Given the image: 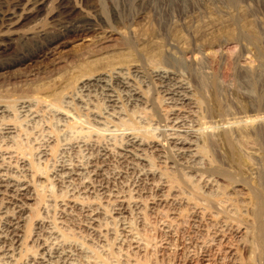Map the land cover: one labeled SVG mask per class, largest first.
Segmentation results:
<instances>
[{"label":"rangeland","instance_id":"1","mask_svg":"<svg viewBox=\"0 0 264 264\" xmlns=\"http://www.w3.org/2000/svg\"><path fill=\"white\" fill-rule=\"evenodd\" d=\"M28 1L0 0V264H264V0Z\"/></svg>","mask_w":264,"mask_h":264},{"label":"bare ground","instance_id":"2","mask_svg":"<svg viewBox=\"0 0 264 264\" xmlns=\"http://www.w3.org/2000/svg\"><path fill=\"white\" fill-rule=\"evenodd\" d=\"M40 1V3H42V1L41 0H37V2H39ZM66 1V0H65ZM28 2H30V0L28 1ZM32 3L34 2V1H31ZM30 2V3H31ZM37 2H36V4H37ZM61 3H63V1L61 2ZM26 4V3H25ZM64 4V3H63ZM30 5V4H29ZM16 6H17V4H16ZM29 7V6H28ZM62 7H64V6H62ZM66 7V6H65ZM27 8V7H26ZM30 8V7H29ZM34 8H36V6L35 5H33V7H32V9H31V12H30V10L29 11H27V12H30V13H33L34 11H36ZM2 9V8H1ZM9 9V8H8ZM28 9V8H27ZM38 9H40V8H38ZM14 10V9H13ZM12 10V11H13ZM23 10H26L25 8L23 9ZM32 10H34L33 12H32ZM9 11H11V10H9ZM16 11V10H15ZM8 12V11H7ZM21 12V11H20ZM23 12V11H22ZM26 12V11H25ZM2 13H4V12H2ZM7 14V13H6ZM14 14L16 15V13L14 12ZM14 14H7V15H4V17H2V19L3 20H8L7 22H9L10 20H12L13 18H15V17H12V16H14ZM87 18L88 19H90L91 17H89L88 15H87ZM87 19V20H88ZM91 21V20H90ZM10 23V22H9ZM8 23V24H9ZM10 26V25H9ZM9 30V29H8ZM11 32V31H10ZM3 34V33H2ZM7 35H9V34H3V35H0V46H3L4 44L2 43V41L5 39V38H7L8 36ZM254 37V36H253ZM55 39V38H54ZM54 39L52 40V42L54 41ZM6 40V39H5ZM55 41H56V39H55ZM51 41H49V43H50ZM51 44V43H50ZM3 48V47H2ZM18 60V59H17ZM123 60V59H122ZM92 61V60H91ZM14 62V61H13ZM15 62H16V60H15ZM19 62V61H18ZM105 62V61H104ZM1 65V64H0ZM119 65V64H118ZM89 66V65H88ZM128 66V65H127ZM159 67V66H158ZM90 68H91V66H90ZM89 67L88 68H85L87 71L89 70H91ZM120 68V67H119ZM83 69V71L85 72V74L87 73V71L86 70H84V68H82ZM81 69V70H82ZM80 70V71H81ZM79 71V72H80ZM82 71V72H83ZM82 72H81V74H82ZM92 73H93V71H92ZM99 75V74H98ZM88 76V75H87ZM92 76V75H91ZM86 77V76H85ZM89 78V77H88ZM91 78V77H90ZM89 80V79H88ZM91 81V80H90ZM61 95V94H60ZM162 98V97H161ZM3 100V99H2ZM60 100V99H59ZM26 101V100H25ZM110 101V100H109ZM67 102V101H66ZM59 103V102H58ZM0 104H1V102H0ZM200 104V103H199ZM1 105H3V104H1ZM9 105H10V103H9ZM170 109V108H169ZM70 110V109H69ZM1 112V111H0ZM83 112V111H82ZM16 114V113H15ZM70 114V113H69ZM20 117V116H19ZM2 120V119H1ZM77 120V119H76ZM124 124V123H123ZM134 127V126H133ZM90 128V127H89ZM135 128V127H134ZM116 129V128H115ZM132 129V128H131ZM100 130V129H99ZM89 131V130H88ZM128 133V132H127ZM29 134V133H28ZM146 134V133H145ZM185 135V134H184ZM144 137V136H143ZM28 138V137H27ZM59 138V137H58ZM127 139V138H126ZM71 142V141H70ZM134 142H136V140H134ZM129 143V142H128ZM133 143V142H132ZM140 144H142L141 142H139ZM138 143V144H139ZM183 143V142H182ZM29 144V143H28ZM134 144V143H133ZM179 144V143H178ZM180 144H181V142H180ZM23 145V144H22ZM183 144H181V146H182ZM187 145H188V143H187ZM133 146V145H132ZM141 146V145H140ZM184 146V145H183ZM8 147V146H7ZM6 147V148H7ZM16 147H19V144H18V146H16ZM21 147V146H20ZM134 147V146H133ZM14 148V147H13ZM22 149V148H21ZM19 150V149H18ZM23 150V149H22ZM24 150H25V148H24ZM38 150H39V148H38ZM26 151V150H25ZM22 152H24V151H22ZM134 154H136V153H134ZM21 155V154H20ZM25 159V158H24ZM29 159V158H28ZM202 161V160H201ZM31 163H32V161H31ZM37 163V162H36ZM33 165V164H32ZM35 165V164H34ZM2 166V165H1ZM36 167V166H35ZM31 168V167H30ZM42 168V167H41ZM38 169H40V168H38ZM179 169V168H178ZM34 170V169H33ZM37 170V169H36ZM37 171H39V170H37ZM36 171V172H37ZM185 174V173H184ZM1 175V174H0ZM5 175V174H4ZM11 176V175H10ZM43 176V175H42ZM11 179V178H10ZM12 179H13V177H12ZM16 180V179H15ZM177 180V179H176ZM175 180V181H176ZM210 180V179H209ZM50 182V181H49ZM170 182H173V181H170ZM178 181H176L174 184H176ZM169 184V183H168ZM1 186V185H0ZM172 186H174V185H172ZM3 187V186H2ZM5 188H6V191H7V189L8 188H10V187H12V185L9 183V184H6L5 186H4ZM18 187V186H17ZM4 188V189H5ZM21 188H23V186H21ZM26 188V187H25ZM24 188V189H25ZM35 189V188H34ZM17 190V189H16ZM9 191V190H8ZM15 191V190H14ZM18 191V190H17ZM25 191V190H24ZM16 192V191H15ZM30 192V189L29 188H27L26 189V191H25V193L24 194H30L29 193ZM168 194V193H167ZM23 195V194H22ZM28 196V195H27ZM54 196V195H53ZM13 197V196H12ZM37 197V196H36ZM28 198V197H27ZM14 199V198H13ZM54 199V198H53ZM191 203V202H190ZM113 205V204H112ZM22 206H25L26 207V205L24 204V205H22ZM20 208H21V206H20ZM22 208H24V207H22ZM28 209H30L29 207H28ZM20 211H21V209H20ZM23 211H25V210H23ZM64 211V210H63ZM23 214V213H22ZM23 217V216H22ZM26 217V216H25ZM13 219H14V217H13ZM15 220V219H14ZM149 220V219H148ZM219 220V219H218ZM20 221V220H19ZM18 225V224H17ZM15 228H18L17 226H15ZM262 229V228H261ZM54 230V229H53ZM262 231V230H261ZM29 232V231H28ZM263 233H261L260 235H262ZM263 236V235H262ZM29 237H31V236H29ZM17 238V237H16ZM260 238V237H259ZM262 238V237H261ZM260 238V240H261V242L264 244V239H261ZM96 243V242H95ZM172 247V246H171ZM35 256V255H34ZM154 257V256H153ZM146 260V259H145ZM149 260V259H148ZM147 262V261H146ZM163 262V261H162ZM139 264V263H138ZM141 264V263H140ZM142 264H144V263H142ZM146 264V263H145Z\"/></svg>","mask_w":264,"mask_h":264}]
</instances>
